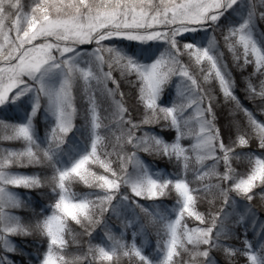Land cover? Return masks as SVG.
<instances>
[{"label": "snow or ice", "instance_id": "obj_1", "mask_svg": "<svg viewBox=\"0 0 264 264\" xmlns=\"http://www.w3.org/2000/svg\"><path fill=\"white\" fill-rule=\"evenodd\" d=\"M257 111L264 0H0V264H264Z\"/></svg>", "mask_w": 264, "mask_h": 264}, {"label": "trees", "instance_id": "obj_2", "mask_svg": "<svg viewBox=\"0 0 264 264\" xmlns=\"http://www.w3.org/2000/svg\"><path fill=\"white\" fill-rule=\"evenodd\" d=\"M241 94H242V92H241ZM256 114H257L258 118H259L260 116L264 115V114H261L259 111H257ZM164 163H165L164 161H160V166H163ZM16 190L19 191V192H23V191H25L24 189H19V188L16 189ZM253 204L258 208V210L261 212V214L264 215V201H261L258 192H257V194L254 195V197H253ZM17 211H19V213H20L21 215H23V211H22V210H17ZM189 226H191V225H189ZM12 239L16 242L17 246L27 247V246L23 243V241H24L25 238H23V237H18V236H14V237H12ZM8 255H10L13 259H15V260L18 261V262L24 260V257L21 256V255H19V254H17V253H8Z\"/></svg>", "mask_w": 264, "mask_h": 264}]
</instances>
